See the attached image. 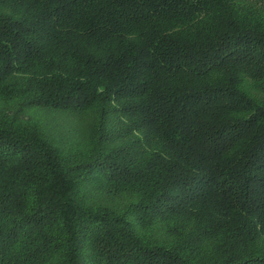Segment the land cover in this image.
<instances>
[{
    "label": "trees",
    "instance_id": "trees-1",
    "mask_svg": "<svg viewBox=\"0 0 264 264\" xmlns=\"http://www.w3.org/2000/svg\"><path fill=\"white\" fill-rule=\"evenodd\" d=\"M0 264H264V0H0Z\"/></svg>",
    "mask_w": 264,
    "mask_h": 264
},
{
    "label": "rangeland",
    "instance_id": "rangeland-1",
    "mask_svg": "<svg viewBox=\"0 0 264 264\" xmlns=\"http://www.w3.org/2000/svg\"><path fill=\"white\" fill-rule=\"evenodd\" d=\"M61 124H63V123L61 122ZM55 127H56L57 130L60 129V130H62V131H64V130L66 131V129H65L64 127H61V128H60V126H59L58 124L55 125Z\"/></svg>",
    "mask_w": 264,
    "mask_h": 264
}]
</instances>
